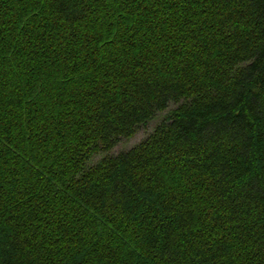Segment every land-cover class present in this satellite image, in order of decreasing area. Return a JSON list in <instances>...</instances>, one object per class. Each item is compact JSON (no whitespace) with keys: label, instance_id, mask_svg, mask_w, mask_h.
<instances>
[{"label":"trees","instance_id":"obj_1","mask_svg":"<svg viewBox=\"0 0 264 264\" xmlns=\"http://www.w3.org/2000/svg\"><path fill=\"white\" fill-rule=\"evenodd\" d=\"M0 264H264V0H0Z\"/></svg>","mask_w":264,"mask_h":264},{"label":"rangeland","instance_id":"obj_2","mask_svg":"<svg viewBox=\"0 0 264 264\" xmlns=\"http://www.w3.org/2000/svg\"><path fill=\"white\" fill-rule=\"evenodd\" d=\"M161 118L158 117L155 119L153 122L149 123L147 126L142 127L137 134L129 139V140H123L121 141L117 147L112 151V155H118L122 152L131 150L134 148L136 145L141 143L144 139L148 137L149 134L153 132L155 127L160 123Z\"/></svg>","mask_w":264,"mask_h":264}]
</instances>
